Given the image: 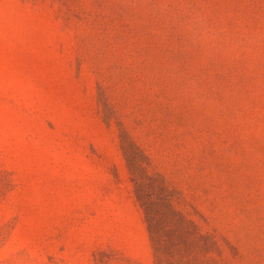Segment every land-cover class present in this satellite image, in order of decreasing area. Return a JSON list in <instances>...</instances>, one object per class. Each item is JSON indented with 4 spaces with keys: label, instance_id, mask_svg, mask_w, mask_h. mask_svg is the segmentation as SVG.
<instances>
[{
    "label": "rangeland",
    "instance_id": "rangeland-1",
    "mask_svg": "<svg viewBox=\"0 0 264 264\" xmlns=\"http://www.w3.org/2000/svg\"><path fill=\"white\" fill-rule=\"evenodd\" d=\"M0 264H264V0H0Z\"/></svg>",
    "mask_w": 264,
    "mask_h": 264
}]
</instances>
